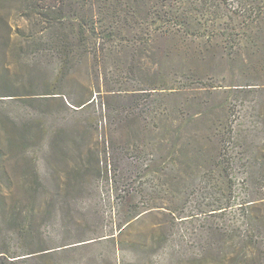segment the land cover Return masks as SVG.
Instances as JSON below:
<instances>
[{"label":"rangeland","instance_id":"374dc122","mask_svg":"<svg viewBox=\"0 0 264 264\" xmlns=\"http://www.w3.org/2000/svg\"><path fill=\"white\" fill-rule=\"evenodd\" d=\"M148 3L130 28L0 0V243L26 264H264V0Z\"/></svg>","mask_w":264,"mask_h":264},{"label":"trees","instance_id":"16d2710c","mask_svg":"<svg viewBox=\"0 0 264 264\" xmlns=\"http://www.w3.org/2000/svg\"><path fill=\"white\" fill-rule=\"evenodd\" d=\"M151 0H103V2L105 3V5H103L102 8V14L108 15L110 14L111 17H116L119 19L121 18L120 15H117L118 13V9H116V6L119 5H125L126 7L129 6V10L128 7L120 10V11H126V13H129L131 15V18L129 20H127L126 18H123L122 20L120 19V21H118L119 23L121 22V24L123 26H128L130 28H134L136 27L137 24H140L141 19L135 15V9L133 8L134 6H132L135 2H141L145 5H148ZM155 2H159V4L162 6H173V4H176L178 1L180 0H154ZM210 1V0H208ZM108 3V4H107ZM156 5H158V3H156ZM151 7V6H150ZM153 8V12H152V16L156 17L157 19H155L157 22L162 23V25H166L167 26V33L169 34H163V35H170V34H176V32L178 31H186L187 29H189L188 27L191 25V16L187 15V14H173L168 12L166 15L160 14L159 15V11L157 10V8L155 9L153 6L151 7V9ZM127 9V10H126ZM73 10H75V7L73 8ZM109 11H112L111 13H109ZM75 21L77 22H72L70 23L72 29L70 30V34H66L65 36H62L60 39V42L63 41L64 43L69 44L68 40L70 39L72 44L74 43H82L81 41V36L87 32V30L89 29L91 25V23H93L94 21H92V18L86 19L85 17H81L79 19H75ZM91 21V22H90ZM117 23V21H116ZM61 25V24H60ZM165 32V31H164ZM59 43V41H58ZM71 45V44H70ZM70 52L68 47H66L65 49L59 50L58 51V57L60 59V61L63 64H67L70 60H72L73 58H71L70 56ZM73 52V51H72ZM82 106V105H81ZM44 251H36V252H32V253H27L24 255H15V254H11L9 253V251H7L4 247L3 244L0 243V264H26L27 261H29V258L34 257V256H41V255H45V253L40 254ZM40 254V255H38ZM32 255V256H30Z\"/></svg>","mask_w":264,"mask_h":264}]
</instances>
